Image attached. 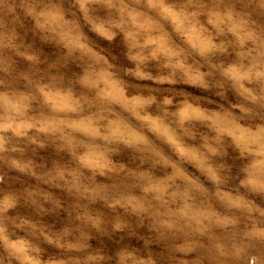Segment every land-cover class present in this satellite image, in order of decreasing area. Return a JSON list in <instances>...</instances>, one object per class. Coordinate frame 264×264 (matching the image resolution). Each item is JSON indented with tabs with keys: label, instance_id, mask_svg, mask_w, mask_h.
<instances>
[{
	"label": "rangeland",
	"instance_id": "1",
	"mask_svg": "<svg viewBox=\"0 0 264 264\" xmlns=\"http://www.w3.org/2000/svg\"><path fill=\"white\" fill-rule=\"evenodd\" d=\"M0 264H264V0H0Z\"/></svg>",
	"mask_w": 264,
	"mask_h": 264
}]
</instances>
